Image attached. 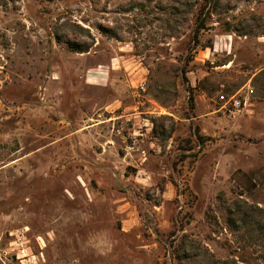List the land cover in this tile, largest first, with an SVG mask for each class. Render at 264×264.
Here are the masks:
<instances>
[{"label": "rangeland", "instance_id": "374dc122", "mask_svg": "<svg viewBox=\"0 0 264 264\" xmlns=\"http://www.w3.org/2000/svg\"><path fill=\"white\" fill-rule=\"evenodd\" d=\"M221 198L264 208V0H0V264L227 259Z\"/></svg>", "mask_w": 264, "mask_h": 264}, {"label": "trees", "instance_id": "16d2710c", "mask_svg": "<svg viewBox=\"0 0 264 264\" xmlns=\"http://www.w3.org/2000/svg\"><path fill=\"white\" fill-rule=\"evenodd\" d=\"M208 1V0H205ZM218 1H216L215 6ZM195 3H192L190 8H193ZM211 11L207 14L210 15ZM184 14V13H183ZM203 12L197 17V25L194 30V41L198 42V37L202 29L206 27L205 19L202 17ZM189 19L188 14H184V17ZM226 31H235L236 28L231 22H226ZM102 32H109L106 28L101 27ZM79 36L83 38H91L93 36L90 30L78 23H62L59 29L54 31V36L57 42L68 41L70 48L75 52H85L89 49L87 41L72 40L70 37ZM113 36V33L112 35ZM220 63L217 65H224ZM187 68L181 67L180 73L183 81H187ZM207 78V77H205ZM203 79L202 82H204ZM189 96L194 99L193 88L189 87ZM155 123V121H153ZM222 200V198H221ZM224 210L226 211V220L228 226L236 235L238 242L240 243V251L233 257L227 259H218L211 255L209 251H204L200 246L192 245L187 237L183 238L181 242V254L186 259V264H264V208L258 204L249 203L245 199L238 198L232 201H224ZM185 236V235H184ZM248 249L252 251H248ZM194 250V252H193ZM196 250V251H195Z\"/></svg>", "mask_w": 264, "mask_h": 264}, {"label": "built area", "instance_id": "2783aa9c", "mask_svg": "<svg viewBox=\"0 0 264 264\" xmlns=\"http://www.w3.org/2000/svg\"><path fill=\"white\" fill-rule=\"evenodd\" d=\"M221 101L223 102L222 107L229 112V114H235L247 104V100H243L239 96L231 95L230 97L221 95Z\"/></svg>", "mask_w": 264, "mask_h": 264}]
</instances>
